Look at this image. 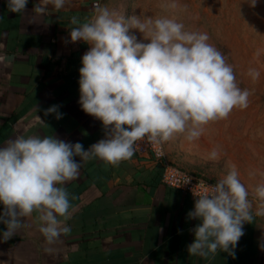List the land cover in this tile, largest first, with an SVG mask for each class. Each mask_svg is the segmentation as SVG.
<instances>
[{
  "label": "clouds",
  "instance_id": "clouds-1",
  "mask_svg": "<svg viewBox=\"0 0 264 264\" xmlns=\"http://www.w3.org/2000/svg\"><path fill=\"white\" fill-rule=\"evenodd\" d=\"M27 4L28 0H7L8 11L13 13L23 14ZM65 4L66 0H39L33 12L45 15L48 5L59 11ZM255 4L251 0L253 7ZM161 7L177 10L181 6L178 0H164ZM94 8V15L84 22L77 16L70 18V37L73 43L90 45L79 69V104L86 114L102 121L106 138L88 150L79 142L39 135H19L0 147V203L4 205L0 223L7 228L2 233L4 241L27 227L21 218L34 212L47 244L68 235L71 228L66 221L73 205L62 185L77 179L87 161L99 159L119 166L135 155L137 142L143 140L162 144L180 134L192 143L210 122L226 120L233 109L249 106L252 92L241 89L233 66L209 42L207 32L187 29L176 16L126 18L106 5ZM130 30H138L143 41ZM262 51L257 49L255 56ZM8 63V57L0 54V64ZM248 75L257 80L260 72L249 68ZM58 108L49 107L45 115L56 113L61 119ZM77 156L82 162L74 159ZM219 158L218 147L207 154L208 160ZM227 167L214 185L201 183L200 191L193 192L196 199L188 218L201 223L191 229L195 240L187 246L190 256L207 259L219 250L235 257L234 250L245 234L243 225L253 221L249 191L239 179L236 165ZM253 194L261 202L255 216H264V183Z\"/></svg>",
  "mask_w": 264,
  "mask_h": 264
},
{
  "label": "crops",
  "instance_id": "crops-1",
  "mask_svg": "<svg viewBox=\"0 0 264 264\" xmlns=\"http://www.w3.org/2000/svg\"><path fill=\"white\" fill-rule=\"evenodd\" d=\"M100 2L66 0L59 11L48 5L37 16L39 0H28L23 14L9 12L7 0H0V54L10 61L0 64V147L19 135H39L88 150L106 138L102 121L79 104V69L90 45L70 37V18L84 22ZM53 105H59L61 119L45 115ZM162 175L150 154L135 152L119 166L87 161L77 179L62 185L73 205L66 221L71 232L47 244L34 212L21 218L27 227L4 241L7 228L0 223V264H264V216H255L259 201L250 199L254 218L243 225L235 257L219 250L207 259L190 256L191 229L201 223L188 218L196 198L164 184Z\"/></svg>",
  "mask_w": 264,
  "mask_h": 264
},
{
  "label": "rangeland",
  "instance_id": "rangeland-1",
  "mask_svg": "<svg viewBox=\"0 0 264 264\" xmlns=\"http://www.w3.org/2000/svg\"><path fill=\"white\" fill-rule=\"evenodd\" d=\"M163 2L101 0L99 5H106L126 18L176 16L187 29L209 34V42L233 66L238 85L252 92L249 106L244 110L233 109L226 120L210 122L192 143L178 134L167 142V155L175 165L214 182L227 173L228 164H235L239 179L249 191V199L259 201L253 193L258 184L264 183V51L258 58L255 52L264 50V0H256L254 7L251 0H178L181 7L177 10L162 8ZM132 33L143 41L138 30H130ZM249 68L259 70V79L253 80L248 75ZM217 147L220 158L208 160L207 154Z\"/></svg>",
  "mask_w": 264,
  "mask_h": 264
},
{
  "label": "built area",
  "instance_id": "built-area-1",
  "mask_svg": "<svg viewBox=\"0 0 264 264\" xmlns=\"http://www.w3.org/2000/svg\"><path fill=\"white\" fill-rule=\"evenodd\" d=\"M136 152L140 154H150L163 168L162 181L169 187L180 190L183 194L196 198L193 192H199L201 183L205 185H214L216 182L209 178L187 171L171 162L167 155V142L162 144H152L147 140L139 141ZM190 182L185 184L187 180ZM264 252V245H263Z\"/></svg>",
  "mask_w": 264,
  "mask_h": 264
},
{
  "label": "trees",
  "instance_id": "trees-1",
  "mask_svg": "<svg viewBox=\"0 0 264 264\" xmlns=\"http://www.w3.org/2000/svg\"><path fill=\"white\" fill-rule=\"evenodd\" d=\"M172 162V161H171ZM173 163V162H172ZM174 164V163H173ZM180 167V166H179ZM182 168V167H181ZM183 169H185V168H183ZM185 170H187V169H185ZM187 171H189V170H187ZM190 172H192V171H190ZM193 173H195V172H193ZM198 174V173H197Z\"/></svg>",
  "mask_w": 264,
  "mask_h": 264
}]
</instances>
